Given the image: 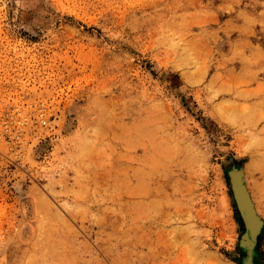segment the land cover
Returning <instances> with one entry per match:
<instances>
[{"label": "rangeland", "instance_id": "obj_1", "mask_svg": "<svg viewBox=\"0 0 264 264\" xmlns=\"http://www.w3.org/2000/svg\"><path fill=\"white\" fill-rule=\"evenodd\" d=\"M240 172L264 264V0H0V264H247Z\"/></svg>", "mask_w": 264, "mask_h": 264}, {"label": "water", "instance_id": "obj_2", "mask_svg": "<svg viewBox=\"0 0 264 264\" xmlns=\"http://www.w3.org/2000/svg\"><path fill=\"white\" fill-rule=\"evenodd\" d=\"M231 183L234 198L246 226L243 240L251 244L254 240L255 234L258 232L255 227V222H257L258 218L255 215L252 203L250 202L249 195L245 189L242 179L232 176Z\"/></svg>", "mask_w": 264, "mask_h": 264}, {"label": "bare ground", "instance_id": "obj_3", "mask_svg": "<svg viewBox=\"0 0 264 264\" xmlns=\"http://www.w3.org/2000/svg\"><path fill=\"white\" fill-rule=\"evenodd\" d=\"M216 113V117L218 118V119H223L224 121H226V122H228V120L223 116V114H224V112H223V110H222V108L221 107H218L217 106V108H216V111H215ZM250 164V163H249ZM252 165H253V163L251 162V164L248 166V168H252ZM234 168V167H233ZM237 168V167H236ZM235 170V169H234ZM239 171H242V169L241 170H239ZM235 172V171H234ZM238 172V171H237ZM243 172V171H242ZM245 172V171H244ZM235 177H239V178H241L242 179V181H243V183H244V179H243V177H242V174H241V172L239 173V176H238V174L235 176ZM244 186H245V183H244ZM245 189H246V186H245ZM246 191H248L247 189H246ZM248 193V195H249V198H250V202L252 203V207L254 208V206H253V202H252V199H251V197H250V194H249V191L247 192ZM258 211V210H257ZM256 211V212H257ZM255 212V215L256 216H258L257 215V213ZM241 216V215H240ZM259 217V216H258ZM257 217V218H258ZM261 218V217H260ZM241 221V220H240ZM243 222V221H242ZM262 225V224H261ZM255 227L257 228V231H259V229H260V222H259V219H257V222H255ZM263 228V227H262ZM262 230V229H261ZM261 232V231H260ZM254 242V241H253ZM251 249H250V255L251 256H249L250 258H247V264H254V258H253V249H252V242H251ZM249 245V246H250ZM249 248V247H248ZM256 262V261H255ZM242 264V263H241Z\"/></svg>", "mask_w": 264, "mask_h": 264}]
</instances>
